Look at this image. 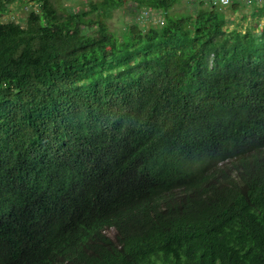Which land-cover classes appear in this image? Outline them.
I'll use <instances>...</instances> for the list:
<instances>
[{"label": "trees", "instance_id": "1", "mask_svg": "<svg viewBox=\"0 0 264 264\" xmlns=\"http://www.w3.org/2000/svg\"><path fill=\"white\" fill-rule=\"evenodd\" d=\"M22 1L0 21V264H264V26L228 27L264 5L128 0L117 34L126 0L0 15Z\"/></svg>", "mask_w": 264, "mask_h": 264}, {"label": "rangeland", "instance_id": "2", "mask_svg": "<svg viewBox=\"0 0 264 264\" xmlns=\"http://www.w3.org/2000/svg\"><path fill=\"white\" fill-rule=\"evenodd\" d=\"M103 0H51V2L56 6L60 7V5L67 7L69 9H72L74 11L78 10H85L88 9V5L90 2L92 3H100ZM191 0H178V2L169 10L170 15H179L190 12L189 10V2ZM239 3V2H238ZM244 5V4H243ZM260 6V5H259ZM136 4L131 1H124V5L122 7L115 8L111 10L109 13L106 14V19L104 20L106 26L111 32L120 34L124 26L127 24H131L133 22H138V16L140 12L135 11ZM261 7V6H260ZM36 9V6L33 5L30 2H15L8 6V11L0 15V21H16L18 23H21L23 25L24 22H28V13L31 10ZM246 7L240 8V11L238 13H228V16L230 17L231 23L228 24L229 29H233L236 27V24L238 22H241L243 25L246 23H250L252 25H259L264 26V14H260L258 17H250L249 14H246ZM242 13L246 16L245 20H241ZM153 21H152V16ZM150 19L148 18V12H146L145 21L142 22V25H145L146 27L148 25L152 26H161L160 24V18L162 17V14L158 11H155L154 13H151ZM162 21V20H161ZM163 23V22H162ZM110 236H112V233H110Z\"/></svg>", "mask_w": 264, "mask_h": 264}, {"label": "built area", "instance_id": "3", "mask_svg": "<svg viewBox=\"0 0 264 264\" xmlns=\"http://www.w3.org/2000/svg\"><path fill=\"white\" fill-rule=\"evenodd\" d=\"M235 1L240 2V3H245V4L251 2V0H235ZM254 1H257L258 3H261L264 5V0H254ZM231 2H232L231 0H210V4L217 9H222L230 5ZM145 16H146V11L142 13L141 18L144 19ZM160 24L161 25L163 24L161 20H160Z\"/></svg>", "mask_w": 264, "mask_h": 264}, {"label": "clouds", "instance_id": "4", "mask_svg": "<svg viewBox=\"0 0 264 264\" xmlns=\"http://www.w3.org/2000/svg\"><path fill=\"white\" fill-rule=\"evenodd\" d=\"M114 228H109L107 230H105L104 232L107 233L108 235H110V233H112V235L114 234Z\"/></svg>", "mask_w": 264, "mask_h": 264}, {"label": "bare ground", "instance_id": "5", "mask_svg": "<svg viewBox=\"0 0 264 264\" xmlns=\"http://www.w3.org/2000/svg\"><path fill=\"white\" fill-rule=\"evenodd\" d=\"M144 13V12H143ZM171 201V200H170ZM172 203H174V202H172ZM135 206V205H134ZM136 208V207H135ZM91 253V252H90ZM92 254V253H91ZM98 255V254H97Z\"/></svg>", "mask_w": 264, "mask_h": 264}]
</instances>
